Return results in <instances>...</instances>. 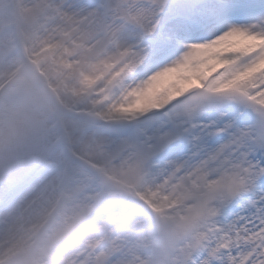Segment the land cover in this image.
<instances>
[{"label": "rangeland", "instance_id": "rangeland-1", "mask_svg": "<svg viewBox=\"0 0 264 264\" xmlns=\"http://www.w3.org/2000/svg\"><path fill=\"white\" fill-rule=\"evenodd\" d=\"M232 3L16 0L15 9L0 0V87L26 62L0 97V229L11 232L0 264H189L194 254L228 248L217 224L225 205L240 213L244 242L254 227L239 207L251 171L245 154L264 145V63L247 72L242 62L264 41L229 43L220 58L196 60L199 86L212 60L211 71L227 69L163 118L152 113L156 101L184 95L193 74L173 87L159 79L152 99L122 110L124 91L172 59L204 21L237 16L264 28V11L235 14ZM143 11L151 24H138ZM257 30L252 41L262 37ZM116 32L132 39L117 43ZM28 179L35 189L25 196Z\"/></svg>", "mask_w": 264, "mask_h": 264}, {"label": "bare ground", "instance_id": "bare-ground-1", "mask_svg": "<svg viewBox=\"0 0 264 264\" xmlns=\"http://www.w3.org/2000/svg\"><path fill=\"white\" fill-rule=\"evenodd\" d=\"M259 15H261V14H259ZM234 17H235L234 18L235 22H233V23L227 22L226 24H217V25L207 26L208 24L206 23V21H204L203 23L200 24V25H202V31L198 34H191L188 31L187 33H189L190 35H188L185 38V44L183 46H181V50L178 53H176L175 56L172 57V59H170L167 63H165L163 65H158L157 69H155L154 71H151V75L148 78L145 77V78L139 79L136 83L133 84V86L131 87L130 90L124 91L125 93L126 92L127 93L123 95V98H125L126 101L122 105L124 108L122 110L125 112H128V113H134V112H132L133 108H135L136 106L140 107V106L144 105L143 104L144 101L152 99L155 91L157 90L156 89V82L159 81V79H163V80L166 79L165 84L167 83V86L173 87V85H179V78L183 75L182 74L183 72L185 74H187V72L191 73L194 76V77L190 78V80L188 81L189 86H186V88L183 89V92H186L185 94L194 93V92L201 94L204 90L203 89V83L200 86L196 85L194 83L195 81L198 82V80L200 78H202V75H203L202 74L199 78V76L197 75V71L194 72V70H196L197 66L200 64L198 61L205 60L207 58V56L210 58H214L216 56H217V58H220L219 56H221V54H222V51H220L221 50L220 48L222 46H225V45L233 44L235 47H238L239 49H243V48H245V46H242V44L249 45V44H253V43L256 44L260 40L264 41V35H263L264 34V28L259 27L260 25H257V24H249L247 26H242V24L240 23L241 20L237 19V16H234ZM247 17L250 19V22H253L255 18H258L256 16H254V17L247 16ZM214 19L215 18H213V19L210 18V21L214 22ZM137 22L139 25L143 26L146 24H148V25L151 24L152 21L149 17V14L147 12L145 13V11H143V12L139 13V16L137 17ZM257 27H258L257 31H259V30L261 31L262 37L257 38L258 40L252 41L249 38L250 37L249 33H251L250 32L251 28H257ZM157 32L158 33L156 34V36H158L159 34L161 35L162 33H165L164 29L158 30ZM201 35H203L204 37H210L211 35H213V36L215 35V37L209 39V41H196V40L193 41V39H196V37L201 36ZM129 37H131V39H132L131 33H129L127 36H124L122 33V35L119 36V34L116 32L117 43L123 44L124 40H127ZM186 40H187V42H186ZM133 41H134V39L132 40V42ZM229 43H231V44H229ZM119 46L116 49H118ZM145 48H147V47H145ZM142 49H144V47ZM147 51H149V50H147ZM248 51H251V52H248ZM248 51L246 53V56L244 57V62H242L245 65H250L248 68L245 69L247 72H248V70H250V68L255 69V67H257L261 63H264V47H263V49L259 50V52L257 51V54H254V50H248ZM149 54L152 56V52H150ZM198 59H200V60H198ZM196 60H198V61H196ZM217 61H218L217 59L214 61L212 60L213 63L210 64L211 66L207 65V63L204 64L205 67H207V66H210V67L208 69L209 71L207 72V75L203 79V82L208 77H210L213 80L215 78H220V76L216 77L214 75L215 72L211 71V68L213 67L212 65H215V63ZM202 69H201V71H202ZM204 69H206V68H204ZM172 92H173V94L171 95L172 98L171 97H164L162 100L156 101L157 102L156 104L160 108L158 110H153L152 113H154L156 111L160 112L159 110L162 111L163 108L167 107V106L162 107L163 105H165L167 103V101H168L167 104L169 105V104L173 103L174 101H177L178 99H180L181 96H183V95H179L177 90L172 91ZM220 93H222V91ZM222 94H220V95H222ZM258 94H260V91L258 92ZM261 94H263V91H261ZM146 109H144V110H146ZM26 187L27 188H26V190H24L23 194L25 196H26V194H28V196H29L31 194L32 190L35 189V185L30 179H28L27 183H26ZM18 199H19V197H18ZM31 202H32V200H31ZM11 215L12 214H10V216ZM2 217L4 218V215H2L1 218ZM8 221H10V217L8 218V220L5 219L4 222H6V223L3 222L2 225H5V226L9 225ZM1 228L4 229V227H1ZM2 229H0V244L1 245L6 242L8 235L11 234V232L6 231V230H9L8 226L5 227V229H6V230H4L5 233L2 231Z\"/></svg>", "mask_w": 264, "mask_h": 264}, {"label": "snow or ice", "instance_id": "snow-or-ice-1", "mask_svg": "<svg viewBox=\"0 0 264 264\" xmlns=\"http://www.w3.org/2000/svg\"><path fill=\"white\" fill-rule=\"evenodd\" d=\"M259 8L264 11V0H233L231 12L242 14ZM245 163L250 167V175L245 189L246 198L239 205L244 210V220L251 219L253 229H244L245 240L240 242L241 216L234 207L222 208V219L217 221L221 234H227L229 245L226 250L212 256L208 250L194 254L189 264H264V145L259 150L252 149L245 154ZM237 239L233 243V231ZM258 231L257 239H247L248 232ZM212 245L209 246L211 248Z\"/></svg>", "mask_w": 264, "mask_h": 264}, {"label": "water", "instance_id": "water-1", "mask_svg": "<svg viewBox=\"0 0 264 264\" xmlns=\"http://www.w3.org/2000/svg\"><path fill=\"white\" fill-rule=\"evenodd\" d=\"M14 2H16V0H14ZM19 43V42H18Z\"/></svg>", "mask_w": 264, "mask_h": 264}]
</instances>
